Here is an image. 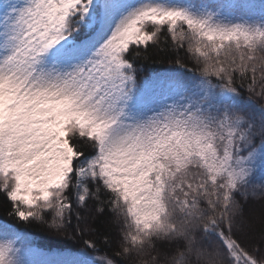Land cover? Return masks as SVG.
<instances>
[{"label":"trees","instance_id":"trees-1","mask_svg":"<svg viewBox=\"0 0 264 264\" xmlns=\"http://www.w3.org/2000/svg\"><path fill=\"white\" fill-rule=\"evenodd\" d=\"M29 1L0 0V54L37 29L34 56L17 66L23 84L8 85L0 115L10 121L7 153H20L0 169V221L28 245L97 264H264V74L253 58L264 59V28L217 38L187 15L156 22L130 4L76 76L71 52L98 31L101 5L88 13L46 0L57 8L47 34L53 17L23 12ZM51 40L67 44L60 58L47 49ZM201 81L237 99L200 108L194 124L211 135L206 149L149 130L157 86L172 83L181 103L180 92ZM56 138L94 161L81 183L77 165L62 183L61 206L24 186L43 175L41 149ZM224 151L232 168L246 167L244 178L220 166Z\"/></svg>","mask_w":264,"mask_h":264},{"label":"rangeland","instance_id":"rangeland-1","mask_svg":"<svg viewBox=\"0 0 264 264\" xmlns=\"http://www.w3.org/2000/svg\"><path fill=\"white\" fill-rule=\"evenodd\" d=\"M68 9L74 10L85 8L86 12H95V5L100 4L101 26L95 35L101 36L97 40L91 38L81 42V44L71 53L72 62L79 76L84 67L89 63L92 52L101 45L113 32L116 27L117 16L130 4L134 6L136 14L140 18L154 19L162 22L165 19H175L181 16H188L200 28L207 29L215 37L224 35H236L242 33L247 35L249 31L264 28V0H93L87 4L88 0H61ZM33 0L22 3L23 12H43L46 17L53 16L57 19V8L46 0H39L34 5ZM55 24L48 32L56 28ZM37 34L36 28L27 30L25 43L18 44L10 51L0 54V115L9 106L10 97L7 95L8 85L19 83L23 77L17 66L21 61L32 58L34 50L31 48ZM94 35V36H95ZM29 46V47H28ZM66 44L57 41H50L47 44L48 50L57 57H61ZM253 56L251 54H247ZM256 64H262L260 73L264 74V59L259 60L255 55ZM10 65L14 69L8 70ZM59 64L55 65L58 66ZM56 68V67H54ZM157 97L154 98L152 106L146 115L150 118L148 128L155 132H172L176 138L186 135L189 139L196 141L201 149H206V144L211 140L209 133L200 131L195 123V117L200 108L208 107L215 103L219 108L227 103L236 104L235 95L223 92L217 93L208 83L201 81L192 89H185L180 92L182 98L178 103L173 96L172 83L163 82L156 87ZM55 94V93H54ZM43 93L34 94L33 102L37 104L42 99ZM155 114V115H154ZM153 116V117H152ZM10 121L0 122V169L8 161L17 158L20 153L17 150L7 153L6 138L9 136ZM208 150L216 157L214 147L208 144ZM40 165L43 168V175H38L34 179L27 180L24 184L32 191L40 193L47 192L49 196L56 199L58 205H63L60 186L67 178L74 173L77 165L78 181L81 183L87 173H89L94 161L81 159L74 147L64 138H56L49 144H45L41 149ZM204 153V151H200ZM224 159L220 166L231 168L229 176L232 180L244 178L248 174L246 167L232 168L233 155L224 151ZM245 159L240 158V162ZM246 160H249L247 158ZM245 160V161H246ZM22 164L17 163L15 167ZM219 168V167H218ZM221 167L218 169L219 172ZM211 172V171H209ZM221 173V171H220ZM60 205V206H61ZM0 264H97L93 259L85 257L83 254L71 252H48L42 248L28 245L24 238V233L18 229L0 221ZM105 264H111L106 262ZM248 264H251L248 262Z\"/></svg>","mask_w":264,"mask_h":264},{"label":"bare ground","instance_id":"bare-ground-1","mask_svg":"<svg viewBox=\"0 0 264 264\" xmlns=\"http://www.w3.org/2000/svg\"><path fill=\"white\" fill-rule=\"evenodd\" d=\"M99 34H100V33H99ZM99 34H98V35H99ZM98 35H95L93 38H91V41H93V40H97L98 38H100V37L102 36V35H101V36L98 37ZM101 38H102V37H101Z\"/></svg>","mask_w":264,"mask_h":264}]
</instances>
